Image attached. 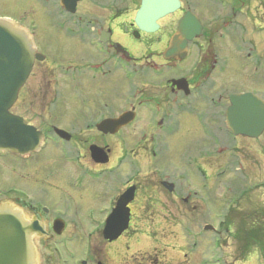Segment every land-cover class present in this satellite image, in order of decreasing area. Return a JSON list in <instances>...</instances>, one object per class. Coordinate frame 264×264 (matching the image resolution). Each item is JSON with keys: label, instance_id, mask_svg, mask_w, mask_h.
<instances>
[{"label": "flooded vegetation", "instance_id": "1", "mask_svg": "<svg viewBox=\"0 0 264 264\" xmlns=\"http://www.w3.org/2000/svg\"><path fill=\"white\" fill-rule=\"evenodd\" d=\"M51 1L56 23L50 27L59 42L72 40L74 53L83 54L67 71L56 68L52 53L41 50L44 37L37 21L26 12L20 19L0 15L22 22L19 27L36 45L34 64L10 111L21 119L20 151L0 149V205L17 210L25 223H40L42 232L34 242L51 244L59 263L64 247L77 242L84 251L79 264H116L112 246L129 233L105 241L106 215L93 234L102 236L101 242L91 241L92 222L83 202L92 191L88 175L74 168L79 155L94 164L92 173L105 180L114 176L119 192L109 211L134 187L129 229L133 221L146 219L136 212L147 210L148 232L179 238L184 262L235 264L231 256L245 257L251 241L264 253V201L252 205L250 198L256 192L264 197V131L257 138L237 135L227 123L231 96L253 93L264 100V0L255 6L251 0H208L210 7L180 0V10L158 20L151 31L135 22L142 0L139 6L138 0H93L100 8L84 11L80 5L91 0H79L74 12L66 11L61 0ZM31 3L29 12H47L42 0ZM211 6H220L222 23L214 28L196 11L213 13ZM187 12L202 27L183 34L179 25ZM23 71L26 75L27 68ZM123 115L131 121L118 128L113 122ZM245 125L251 128L249 120ZM181 133L191 139L179 147ZM118 145L132 146L118 157ZM92 146L101 148L105 163L92 160ZM148 151V176L138 180V174L122 173L127 166L136 170V160ZM167 151L176 155L169 157ZM222 176L230 179L228 185H220ZM41 184L61 189L69 197L67 206L51 209L40 203L34 190ZM161 191L163 200L155 196ZM141 192L145 202L137 200L144 198ZM156 222L165 225L162 232L151 230ZM154 262L151 258L149 264Z\"/></svg>", "mask_w": 264, "mask_h": 264}, {"label": "rangeland", "instance_id": "2", "mask_svg": "<svg viewBox=\"0 0 264 264\" xmlns=\"http://www.w3.org/2000/svg\"><path fill=\"white\" fill-rule=\"evenodd\" d=\"M33 0H0V15H11L13 18H19L22 16V13L26 12L27 15H29L30 20L37 21L38 24H40V29H42L43 33V39L39 40L41 50L45 52L48 56L52 53V60L54 62V66L56 68H63L64 71L68 70L69 65L77 63L80 61V59L77 58V56H83V54H75L74 53V45L75 42L72 40H65L66 42L61 43L58 39V32L55 30H52L50 26H53L56 23V20L54 21V18L51 14L53 10L52 8V1L48 0V4H44L45 0H42V8L47 9V12H43L40 10L33 9L31 12L28 10L30 9V6L32 5ZM114 0H106L107 3L113 2ZM121 1H127V0H121ZM186 1H192V3H199L202 2L203 4H206L210 7L206 2H210L208 0H186ZM39 2V1H38ZM140 0H138V6H139ZM226 4L227 2H230L234 4L236 0H224ZM258 0H251V3L253 6L254 4H257ZM91 3V4H88ZM81 4L82 10H88V8L91 9H99V5L97 3H94L93 0L91 2ZM102 3V2H101ZM46 5V7H45ZM38 6V5H37ZM80 7V8H81ZM107 9H110L109 6H106ZM135 7H132L133 10H135ZM201 7V6H199ZM213 10H215L213 13L206 11L202 12L197 7L198 14L202 15L204 20L206 21V24L210 26V28H214L219 26L221 22V17L217 16V13H220L218 10H220V6H211ZM39 8V7H38ZM49 14L50 16H48ZM106 14V12H105ZM25 17V16H24ZM51 18L53 20H51ZM224 19V18H223ZM18 24H22V22H19L17 20H14ZM58 22V21H57ZM49 26V27H47ZM234 36V35H232ZM132 52L135 54H138L135 52V50L132 49ZM45 65V64H44ZM42 67V66H41ZM67 87V86H66ZM53 110H51L52 112ZM59 111H62V107L59 108ZM50 112V115H51ZM43 117L46 119H50L49 114L46 113L44 115L43 110ZM180 140L183 144L179 145V147H182L184 144L187 143L189 139H191L190 135H186L185 133L179 134ZM190 143V142H188ZM167 145V144H166ZM169 145V144H168ZM132 145H118L116 146L115 152L117 153V156L119 157L121 153H124L125 151L129 153ZM162 147V146H161ZM168 156L174 157L176 153L171 154L169 151ZM148 154H150V151L146 152V154L143 156L138 157V168L131 170L129 169V166L125 167V170L122 171L124 175L131 176L133 174H138L137 179L141 180L143 177L148 176L149 174V160H148ZM127 155V154H126ZM175 160L178 159L174 158ZM131 160L130 156L129 159ZM93 165V166H92ZM94 167V164L91 163L90 160H86L83 158V156H75V166L74 168L81 173H84L85 175H88L89 177V183L87 185L90 188L91 195L89 194V198L86 197L83 206L86 204L88 213V216L91 218V241H94V244L97 242H101L102 236L100 238L96 237L95 234L97 232V229L100 226L101 220H99L101 217H104L106 215H109L111 212L110 206L113 204V201L115 198L118 197V188L115 186L114 182V176H110L108 180H105L106 178L101 176L99 173L95 172L92 173V169ZM58 169H62L61 167H57ZM156 169V168H154ZM131 170V171H130ZM130 171V172H129ZM152 171V169H151ZM110 182V186L107 187L106 184ZM220 185H225L230 183V179L227 176H222L219 180ZM43 184V183H42ZM41 184V186H42ZM39 187L34 190L36 194L37 200L42 203L48 205L51 209L57 208V207H63L65 208L67 206V201L69 200L68 195H65L61 189H58L57 186L53 185H43L42 187ZM79 185H75L74 189H79ZM222 189V188H221ZM220 189V192H221ZM65 191V190H64ZM162 192V191H161ZM144 195V198L142 195ZM137 198V200L146 201V196L143 192H141ZM260 193H251V204H255L256 201H264V197L259 196ZM155 196L158 199H164L165 193H157ZM140 198V199H139ZM263 204V203H262ZM143 205V204H142ZM78 208H83L81 205H75ZM159 212L162 216L166 215L165 210L160 209ZM175 212V210H174ZM85 213V212H84ZM176 213V212H175ZM137 216L145 217L146 219L142 221H133L131 224V230H128L129 234L125 235V238H122V241L120 240V243H117L116 245L112 246L113 253L117 259L116 264H149L151 261V258L154 259V264H192L193 261L189 260L188 262H184L183 253L179 252L178 249V241L179 238L172 237H164L161 235H154L153 233L150 234L148 232V228L150 227V223H152L149 218L151 217V214L147 212V210H138L136 212ZM149 220V222L147 221ZM163 222V221H162ZM165 229V225H160L159 222H156L154 225H151V230L157 229L158 232ZM239 226L235 225V228L237 229ZM238 237V236H237ZM127 244L129 246H127ZM51 245V244H50ZM49 244L41 245L38 243V260L41 264H53L52 258L54 257L56 260L55 255L52 251V245ZM256 245V246H255ZM127 246V247H126ZM259 244L257 242L251 241L250 242V248L247 252L246 256L243 255L238 256L234 255L231 256L232 260L235 264H264V253L258 250ZM54 247V246H53ZM97 248V247H96ZM128 248V250H127ZM99 252H101L102 248L99 247ZM104 250V249H103ZM64 253H61V258L59 259L62 264H79V262L84 259L82 254L83 246L78 245L77 242H73L71 244H67L64 249ZM200 253V249L197 250V252L194 255H198ZM210 254H208L209 256ZM190 258V257H189ZM234 259V260H233ZM182 260V261H181ZM57 263L55 264H61L56 260Z\"/></svg>", "mask_w": 264, "mask_h": 264}, {"label": "water", "instance_id": "3", "mask_svg": "<svg viewBox=\"0 0 264 264\" xmlns=\"http://www.w3.org/2000/svg\"><path fill=\"white\" fill-rule=\"evenodd\" d=\"M66 8L75 10L78 0H62ZM72 1V6L71 5ZM179 9L177 0H143L142 8L137 16V24L144 28L149 23L154 22ZM200 23L191 13H187L183 18L179 30L184 32L188 27L198 28ZM175 42V39L173 43ZM33 47L26 35L16 29L13 24L7 21H0V148H19L15 143L19 142V135H8L14 130L20 132L15 124L18 118L10 115L9 111L17 100L21 85L24 83L25 76L20 69L27 67L28 72L33 64ZM26 60H25V58ZM27 72V74H28ZM234 107L229 110L228 119L230 126L235 128L237 121L240 128L243 125V117L235 119L233 117L236 110L243 116L244 106L250 104L251 121H259V106H262L259 98L253 95L234 96L232 98ZM261 109V118L264 117ZM126 116L117 121L121 127L126 121ZM8 122L10 124H8ZM264 128V120H262ZM18 129V130H17ZM242 129V128H241ZM253 135V134H252ZM15 137V139H14ZM11 138H13L11 140ZM92 158L96 163H105L104 154L99 148H91ZM133 190L128 191L119 201L117 208L113 211L108 224L104 230L105 239L113 241L127 229L130 212L127 208L133 199ZM42 232L39 223H25L21 214L9 205H0V264H38V252L34 244V236Z\"/></svg>", "mask_w": 264, "mask_h": 264}, {"label": "bare ground", "instance_id": "4", "mask_svg": "<svg viewBox=\"0 0 264 264\" xmlns=\"http://www.w3.org/2000/svg\"><path fill=\"white\" fill-rule=\"evenodd\" d=\"M39 264H41V262Z\"/></svg>", "mask_w": 264, "mask_h": 264}]
</instances>
